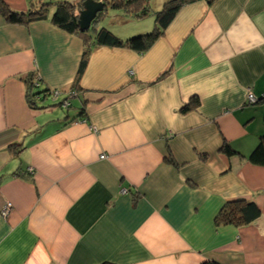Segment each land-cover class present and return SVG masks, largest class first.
I'll return each instance as SVG.
<instances>
[{"label":"crops","instance_id":"1","mask_svg":"<svg viewBox=\"0 0 264 264\" xmlns=\"http://www.w3.org/2000/svg\"><path fill=\"white\" fill-rule=\"evenodd\" d=\"M112 17L122 39L154 27ZM82 47L48 19L0 12V264H264V166L247 160L264 134V101H247L264 96V0L188 1L141 53L94 46L69 106H29L23 76L58 103ZM235 199L261 215L215 224Z\"/></svg>","mask_w":264,"mask_h":264},{"label":"trees","instance_id":"2","mask_svg":"<svg viewBox=\"0 0 264 264\" xmlns=\"http://www.w3.org/2000/svg\"><path fill=\"white\" fill-rule=\"evenodd\" d=\"M79 0L77 3L68 1H59L55 4L53 11L49 15V2L45 0H29V6L25 11H17L10 8L6 3L0 0V12L6 21L12 24L29 23L34 20L48 19L58 28L78 35L83 41L81 60L73 83V89L79 90V82L87 66L88 58L94 46L109 45L115 47H125L139 53L147 50L151 44L163 33L166 26L173 19L178 9L186 2L191 0H168L163 4L161 9L153 11L151 0H96L102 1L104 8L99 11L91 22L90 27L81 29L78 23L79 11L82 8ZM211 1V0H208ZM118 10L123 17L143 19L147 16L154 17V27L151 31L141 34H135L127 38H119L105 26H97V23L106 15L107 9ZM26 84V101L29 106L35 109H44L46 106L41 105L37 100L43 101L46 98H52L51 90L38 89V80L34 77V72L23 76ZM57 98V97H56ZM264 101V96L259 97L257 103ZM56 104H60V101ZM53 105V104H52ZM51 105V106H52ZM55 105V104H54ZM199 105L198 98L193 97L182 107L183 112H187ZM50 105H48L49 107ZM18 155L23 149V145L15 144L11 146ZM227 154L236 153L228 145L224 146ZM247 160L253 164L264 166V134L259 136V141L248 154ZM167 161L174 163L171 158ZM261 215L259 206L253 200L235 199L227 201L219 210L214 218L217 225H233L235 227L249 224ZM105 264V263H102ZM199 264H221L215 260H208Z\"/></svg>","mask_w":264,"mask_h":264},{"label":"water","instance_id":"3","mask_svg":"<svg viewBox=\"0 0 264 264\" xmlns=\"http://www.w3.org/2000/svg\"><path fill=\"white\" fill-rule=\"evenodd\" d=\"M81 6L78 23L81 29H87L90 27L97 13L103 10L104 5L102 1L83 0Z\"/></svg>","mask_w":264,"mask_h":264},{"label":"built area","instance_id":"4","mask_svg":"<svg viewBox=\"0 0 264 264\" xmlns=\"http://www.w3.org/2000/svg\"><path fill=\"white\" fill-rule=\"evenodd\" d=\"M35 79H37V77ZM60 94H61V91L58 90V89L51 90V95H52L53 98H56ZM75 94H76V91L74 89H71L70 91H68L66 93V96H64V98L60 101V104L63 105V106H69V104H70L69 99L71 97L75 96ZM247 99H248L249 102L257 101V98L250 91L247 92ZM103 157H105V155L101 154L100 158H103ZM10 207H11V203L7 202L6 205L4 206V208L1 211L3 216L7 215L8 210L10 209Z\"/></svg>","mask_w":264,"mask_h":264},{"label":"rangeland","instance_id":"5","mask_svg":"<svg viewBox=\"0 0 264 264\" xmlns=\"http://www.w3.org/2000/svg\"><path fill=\"white\" fill-rule=\"evenodd\" d=\"M46 2H49L50 3V5L48 6V8H52V7H54L55 6V4L57 3V2H59V1H68V2H72V3H77V2H79V0H45ZM159 1V0H158ZM164 2V1H166V0H160V2ZM157 2V1H156ZM155 5H156V3H155ZM116 12H118V10H112V9H110V8H108L107 9V12H106V15L97 23V26H103V25H107V26H110V24H112V19H114L113 17H112V15H115L116 14ZM111 20V21H110ZM57 98H55V99H51V98H49L48 97V99H46V101L48 102V103H50V104H56V100ZM50 100V101H49ZM63 107H65V106H63ZM55 108H56V105H55Z\"/></svg>","mask_w":264,"mask_h":264},{"label":"bare ground","instance_id":"6","mask_svg":"<svg viewBox=\"0 0 264 264\" xmlns=\"http://www.w3.org/2000/svg\"><path fill=\"white\" fill-rule=\"evenodd\" d=\"M34 77H35V78L37 77L36 80H38V76H37V74H34ZM253 94H254V93H253ZM254 96H255V94H254ZM255 97H256V96H255ZM256 98H257V101H258V98H259V97H256ZM247 101H248V99H247ZM257 101H255V102H249V101H248V102H249V103H254V104H255V103H257ZM203 262H204V261H203Z\"/></svg>","mask_w":264,"mask_h":264}]
</instances>
